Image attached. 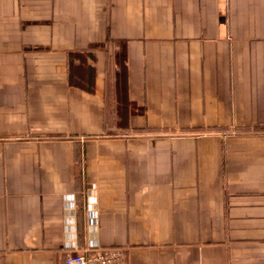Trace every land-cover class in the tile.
<instances>
[{
  "label": "crops",
  "instance_id": "0c3cea01",
  "mask_svg": "<svg viewBox=\"0 0 264 264\" xmlns=\"http://www.w3.org/2000/svg\"><path fill=\"white\" fill-rule=\"evenodd\" d=\"M110 247L264 264V0H0V264Z\"/></svg>",
  "mask_w": 264,
  "mask_h": 264
},
{
  "label": "built area",
  "instance_id": "2783aa9c",
  "mask_svg": "<svg viewBox=\"0 0 264 264\" xmlns=\"http://www.w3.org/2000/svg\"><path fill=\"white\" fill-rule=\"evenodd\" d=\"M65 264H126L123 251L110 247L98 251L84 250L69 253Z\"/></svg>",
  "mask_w": 264,
  "mask_h": 264
},
{
  "label": "trees",
  "instance_id": "16d2710c",
  "mask_svg": "<svg viewBox=\"0 0 264 264\" xmlns=\"http://www.w3.org/2000/svg\"><path fill=\"white\" fill-rule=\"evenodd\" d=\"M119 58H120V60H119V64L121 65V67H122V69H121V71H122V73L120 74L119 73V81L121 82L122 81V83L124 82V70H125V68H124V58L122 57L121 58V56L119 55ZM120 97H122V95H120Z\"/></svg>",
  "mask_w": 264,
  "mask_h": 264
}]
</instances>
